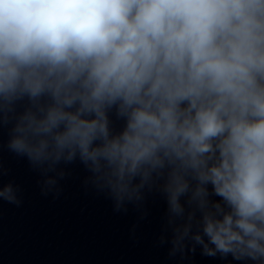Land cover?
<instances>
[{
  "label": "clouds",
  "instance_id": "9594fccd",
  "mask_svg": "<svg viewBox=\"0 0 264 264\" xmlns=\"http://www.w3.org/2000/svg\"><path fill=\"white\" fill-rule=\"evenodd\" d=\"M4 127L42 194L78 160L117 212L164 195L171 254L264 264V0H0Z\"/></svg>",
  "mask_w": 264,
  "mask_h": 264
}]
</instances>
